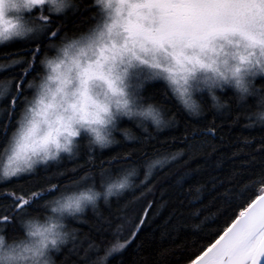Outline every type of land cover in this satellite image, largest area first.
<instances>
[{"label":"snow or ice","instance_id":"snow-or-ice-1","mask_svg":"<svg viewBox=\"0 0 264 264\" xmlns=\"http://www.w3.org/2000/svg\"><path fill=\"white\" fill-rule=\"evenodd\" d=\"M70 7L74 6L66 0H0V44L25 41L29 57L14 58L8 65L0 64V70L24 65L21 75L0 86V136L6 135L14 124L18 125L11 133L9 143L26 124L32 123L37 104L46 103L42 93L51 77L46 74L45 66L51 65L53 60L67 63L69 50L78 55L65 77L62 90L65 96L76 89L83 94L93 81L107 82L111 70L124 64L135 70L138 79L136 98L141 101L144 99L141 89L146 82L164 81L179 105L192 116L203 115L201 105L191 98L193 91L207 93L218 112L229 107L227 103H221L217 95L226 89L233 90L237 108H242L249 97L259 96L264 109V0H86L84 13L91 15L84 27L71 35L63 30V21L57 26L50 15H63ZM200 74H204L202 80L198 79ZM165 98H168L167 90ZM53 108L54 104L46 103L45 119L48 110ZM68 108L73 113L77 111L75 103L69 102ZM125 114L131 116L133 113L128 109ZM241 114L237 113L236 121ZM253 116L256 122L264 125V110L253 113L248 119L252 120ZM116 119L118 123L121 120L119 115ZM56 123L63 126L65 118L58 116ZM153 123L157 131L169 126V122L159 119L158 113L153 116ZM253 126V123L246 125L248 128ZM143 131L148 133L146 127ZM216 134L217 125L213 122L203 129H193L186 134L185 140L191 139L190 147L202 150L206 139L196 143L195 138ZM125 139L136 140L141 147L137 149L133 145L131 150L118 153L114 160H130L136 151L146 154L143 145L156 137L148 133L141 140L126 131ZM115 143L118 142L112 137L101 141V147L107 148ZM245 143L250 141L245 140ZM261 149L264 150V139L261 140ZM212 151L215 152L216 148L213 147ZM179 155L182 154L155 158L147 165L144 179L135 186L140 192L137 199L144 197L145 189L152 190L150 182L156 169L163 170L176 162ZM88 162L95 166L93 159ZM99 167L103 176L104 165ZM129 174L137 175V168H131ZM25 175L37 177V166L29 163L21 167L10 157L6 178L0 181ZM66 175L64 171L54 176L45 175V183L39 187L25 184L0 189V233L17 224L22 226L24 218L34 207H48L52 200L43 205L40 201L48 193L58 191L59 179ZM129 189H133L132 182L119 185L118 191L109 195L119 197ZM196 192H200L199 187ZM235 200V204L229 205L231 211L226 223L208 234L190 264H264V170L241 188ZM108 201L106 196L105 204ZM92 208L95 210L97 204ZM150 208L151 205L145 208L128 237L122 242L117 240L103 256L99 255V246L91 242L81 255L83 239L77 234L79 230L68 231L66 223L60 225L66 231L54 233L41 242L43 247L39 254L43 255L45 250L51 252L46 264H57L53 254L62 257L61 264H107L112 254L124 251L134 242L147 222ZM80 215L71 217L79 220ZM79 222L88 225L89 236L92 232L102 236L113 226L112 220L99 212H96L94 222ZM123 226L122 223L117 224V232ZM3 237L0 234V239ZM90 254H96V259H92Z\"/></svg>","mask_w":264,"mask_h":264},{"label":"trees","instance_id":"trees-1","mask_svg":"<svg viewBox=\"0 0 264 264\" xmlns=\"http://www.w3.org/2000/svg\"><path fill=\"white\" fill-rule=\"evenodd\" d=\"M84 2L86 0H72L74 7H70L63 15L50 14L54 24L60 26L63 21V30L69 35L73 31L81 30L87 17L91 15L84 13ZM17 53L18 56L15 55ZM27 53L25 41L2 46L0 64L8 65L14 58H29ZM23 68L24 65L20 64L0 70V86L21 75ZM257 86L259 87V84ZM217 95L221 103H227L229 107L218 112L213 108V101L207 93L197 94L196 99L203 112L202 116L197 117L190 115L182 105H179L168 86L162 81L147 82L141 89L143 102L152 103L161 109L165 121L169 122L168 127L157 131L151 123L123 118L113 133V138L118 143L107 148H98L90 144L87 135H81L77 138L78 146L70 157L62 156L57 161L37 166V177L25 175L0 182V189L25 184H35L39 187L45 183V175L54 176L61 171L67 172L66 176L59 179V190L48 193L44 200L40 201L43 205L58 197L62 190L85 179L102 182L95 185L96 189L102 190L106 179L118 177L136 167L137 175L132 178L133 189L125 191L119 197L109 198L107 204L101 199L97 202L95 210L89 207L79 216V220L94 222L96 212H99L112 220L113 226L110 230L104 232L102 236L96 232L89 236L88 225L80 223L74 217L66 218L67 230H79L77 234L83 239L81 255L91 242L99 246V255L103 256L117 240L122 242L128 237L134 230V225L138 223V218L144 214L145 208L151 205L147 222L141 227L134 242L124 251L112 254L107 264H190L200 245L208 238V234L217 226L226 223L231 211L229 205L236 203V194L264 170V150L261 149L264 125L256 122L254 116L252 120L248 119L253 113L264 110L259 96L249 97L242 108H237L233 90L226 89ZM237 113H242L238 121ZM213 122L217 125V134L195 138L196 143L206 139L207 143L202 150L190 147L193 141L191 139L186 141V134H190L193 129H203ZM249 123H253L254 126L246 127ZM139 125L146 127L148 133L156 137L143 145L146 154L143 151H136L130 160H114L118 153L131 150L133 145L137 149L141 147L136 140L125 139L127 131L130 135L144 140L148 133ZM17 126L14 124L6 135L0 136V164L8 149L11 133ZM245 140L250 143L246 144ZM213 147L216 148L215 152L212 151ZM177 154L182 155L178 156L176 162L163 170L156 169L150 182L152 190L149 192L145 189L144 197L137 199L140 192L135 186L144 179L147 165L155 158L165 156L170 158ZM89 159L95 161V166L88 162ZM109 161H112L111 164ZM101 164L105 169L103 176L99 167ZM73 168L76 169L75 172L71 171ZM181 176L183 179H180ZM198 187L199 193L196 192ZM47 215V207H34L24 219L45 218ZM121 223L124 226L117 232L116 225ZM0 234L11 242L23 237V229L17 224ZM85 236L89 238L84 239ZM90 255L92 259H96V254ZM53 258L57 264H61L62 257L53 254Z\"/></svg>","mask_w":264,"mask_h":264},{"label":"clouds","instance_id":"clouds-1","mask_svg":"<svg viewBox=\"0 0 264 264\" xmlns=\"http://www.w3.org/2000/svg\"><path fill=\"white\" fill-rule=\"evenodd\" d=\"M66 3L71 5L72 0H66ZM77 55L74 50H69L67 63L53 60L51 65L45 66L46 74L51 79L46 81L42 96L46 103L54 104L55 108L48 110L45 119L46 103L37 104V113L32 117V123L26 124L21 133L9 143L6 162L0 167V179L6 178L5 170L9 166L10 157L21 167L29 163L33 167L46 165L57 161L62 154L72 155L78 146L77 138L81 135H87L91 145L102 148L101 141L113 137L118 115L121 119L147 122L154 127L153 116L156 113L161 121H165L161 109L156 105L146 104L136 98L137 75L134 69L124 64L111 70L107 82L96 80L88 85L83 94L76 89L65 96L62 91L65 88V77ZM203 78L204 74L198 77L201 80ZM197 94L193 91L191 98L198 103ZM69 102L76 104L75 113L68 108ZM128 109L133 113L131 116L125 114ZM58 116L65 118L63 126L57 125ZM132 178L127 171L118 177L106 179L102 190L89 186L56 197L48 204V215L45 218L29 217L23 221V237L11 242L6 237L0 239V264H46L51 252L45 250L43 255L39 254L43 247L41 242L54 233L66 231L60 225L65 224L67 217L80 215L106 196L108 199L113 197L109 193L117 192L121 184L130 185ZM48 248H51L50 244Z\"/></svg>","mask_w":264,"mask_h":264},{"label":"rangeland","instance_id":"rangeland-1","mask_svg":"<svg viewBox=\"0 0 264 264\" xmlns=\"http://www.w3.org/2000/svg\"><path fill=\"white\" fill-rule=\"evenodd\" d=\"M69 9V8H68ZM67 9V10H68ZM66 10V11H67ZM51 14H56V13H51ZM57 15V14H56ZM13 42H21V40H17V41H13ZM13 42H6V43H4V44H0V47H2V46H5V45H8V44H11V43H13ZM151 82V81H150ZM164 84H166L164 81H162ZM145 84H147V82L145 83ZM123 119V118H122ZM8 152V149L6 150V152H5V154ZM5 154H4V156H3V158H2V162H1V164H0V167H2L3 166V164L6 162V156H5ZM62 156H68V157H70L71 155H61L60 157H62ZM50 163V162H49ZM39 166V165H38ZM0 182H4V181H0ZM97 183H99V185L100 184H102V182H97V181H90V180H88V179H85V180H82V181H80V182H78V183H76V184H73L72 186H70V187H68L67 189H64V190H62V192L58 195V196H60L61 194H66V193H70V192H74V191H78V190H80V189H83V188H86V187H89V186H93V187H96L95 185H98Z\"/></svg>","mask_w":264,"mask_h":264}]
</instances>
